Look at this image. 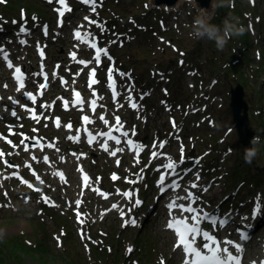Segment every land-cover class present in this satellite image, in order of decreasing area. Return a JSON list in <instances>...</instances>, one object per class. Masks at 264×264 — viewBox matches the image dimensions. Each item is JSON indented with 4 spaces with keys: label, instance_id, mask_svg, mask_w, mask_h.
Returning <instances> with one entry per match:
<instances>
[{
    "label": "snow or ice",
    "instance_id": "obj_1",
    "mask_svg": "<svg viewBox=\"0 0 264 264\" xmlns=\"http://www.w3.org/2000/svg\"><path fill=\"white\" fill-rule=\"evenodd\" d=\"M49 2L51 3L52 0H49ZM83 2L88 3L90 2V0H83ZM93 2V6H94V0H92ZM59 3L61 5H65V0H59ZM67 11H71L70 8L67 9ZM65 15V13L63 11L60 12V16L63 17ZM87 19V18H86ZM60 25L62 26V21L60 22ZM0 31H3L2 28H0ZM103 31V29H102ZM29 31L21 26L19 29V32L16 33L17 37H18V42L21 44H25L26 41L23 39H20L21 36H27L29 35ZM45 35H47V26H45ZM76 35H80L79 33H77ZM9 43H11V41H9ZM113 43H115V41H113ZM93 47H95V45H93ZM101 50H98L97 55L94 57L97 65L100 64L101 62V55L99 54ZM103 55L105 57H107L108 60H113V58L108 54V50L107 49H103ZM41 55H43V53H41ZM0 57H2L4 60L8 61V67L11 68L12 67V63L10 60H8V53L6 52V50L2 47H0ZM73 59H75V57L73 56ZM79 63L81 64H85V61L81 60L79 61ZM91 63V62H89ZM16 73H21V69L19 67H17L15 69ZM117 75L119 76V78L121 80H123L125 77H127L129 80H131V74L130 73H124L119 71V69L115 70ZM113 69L109 68L108 70V74H109V79L112 81V83L110 84V87L113 88V99L115 100L116 96L118 95H123V93L119 92L116 90L115 87V80L113 79ZM92 76L96 75V70L93 69L92 70ZM34 76L36 75H44L43 73V66H41V72L40 73H33ZM55 75V74H53ZM17 81L19 82V88L17 89L18 91H20L21 89H24L25 84L21 81V77L17 76L16 77ZM44 79L45 81H47V76L44 75ZM98 83L97 80L93 79L90 81L89 83V87L92 84H96ZM40 88L42 89H46L48 87L47 83L44 84H40L39 85ZM120 88H126L127 89V95L124 96L125 101L131 102V107L137 111L140 110L141 106L136 103L134 101V97L132 96V92L135 89V83L132 82L131 84L128 85H120ZM77 99L75 101L76 104H80V105H84L85 101L80 99V93H76L75 94ZM93 95H95V93H93ZM148 95V93H143L140 96V99L142 100L144 98V96ZM23 96L26 100H30L33 104L36 103V98L29 92H23ZM12 100L13 103V110L10 112V114L14 117L19 119V117L17 116V112L15 110V107L18 105V101L15 100V98H10ZM100 99H103V97H100ZM41 107H44V105H41ZM50 107V105L48 106ZM91 107L92 110L95 111L96 107H97V103L96 100H92L91 101ZM29 111H31V109H28ZM5 111H8L7 107H5ZM138 118H140L138 116ZM33 119H39L38 117H33ZM100 120L103 121V123L105 125H107L109 122L104 119L103 116L99 117ZM83 121L85 122V124H91L93 123L92 120H90L89 116L84 115L83 116ZM60 121L57 119L56 120V125L57 127H59ZM72 127L71 124L68 125V128L70 129ZM124 125L121 122V118L119 116L115 117V126L114 129H110L107 132H101L99 134L100 137L105 138L104 139V143L101 144V148L103 149V151L108 152V141H114L115 145L119 146L122 143V139L124 138V144L126 146H130L133 145V140L132 139H128L129 137V132L128 131H122ZM175 127V124H174ZM35 131V129H34ZM113 131L120 133L119 136L117 135H113ZM85 132L87 133V143L91 146L93 144V142H99L97 139V136L92 135L91 132L88 131L87 128H85ZM132 135L135 136L136 135V131H135V126H133L132 129ZM28 139H32L34 141V146H39L40 144V140L37 139L36 137H32V138H28L25 137L24 140H21V144L24 145V151L27 152L29 150L28 145L25 143V140ZM68 139H72L74 140V142L76 143H81V139L79 136L76 137H68ZM9 144H11V141H8ZM166 143V142H165ZM53 145L49 144L48 147L51 148ZM155 147V144L153 145ZM165 146L164 143H161L159 145L160 148H163ZM142 147V146H141ZM41 151H43V149H41ZM57 152H59V148L56 149ZM125 151V147H117L114 151H111L110 155L115 157L117 155V152H121L123 153ZM17 153L12 152V153H8V156H12L15 155ZM4 153L0 152V156H3ZM73 155H75L73 153ZM153 157H157V153L153 152L152 153ZM33 160H37V158L35 156L32 157ZM48 156H43V160L44 162L48 161ZM171 159V158H169ZM61 160H63V157H61ZM185 157L183 155V148L181 150V159L179 161L178 164H174V163H168L166 165H164V167H166L167 169H169V173L166 175L162 174L159 181H158V189L161 195H165L167 193V191L169 189H172L173 191L177 190L180 188V183L178 180L176 179H172L170 183L165 184V179L166 178H170V177H176V176H180V178H183V175H187L188 172L192 171V169H183V172L181 174L180 171H178L179 169H181L182 165L185 163ZM5 163H7V161H5ZM119 163V162H117ZM198 163V162H197ZM9 167H12V165H8ZM26 167H31V165L26 164ZM155 171H160V168L157 167L155 169ZM16 173H13V175H15ZM195 178L197 181L200 180L201 176L200 173L197 172L195 174ZM83 179L85 181H88L89 177L88 176H84ZM113 180L117 179V177L115 175H113L112 177ZM42 182V181H41ZM211 185L204 187L203 188V192H207L208 188ZM29 187H31V185H29ZM198 187V185L196 183H191L190 185H188L187 187H185L183 190L187 193L186 196H179L177 195L175 197V199L168 203L166 205V207L169 209V215L171 217V219L168 222V228L174 230L175 234L178 237V241L177 244L174 246L176 249H179L182 247V251L184 254V260H183V264H242V260H243V254L245 251V248L242 244L237 243L236 241L230 240V239H224L223 241L218 240L216 235L213 234L214 231H216V226L217 224L219 225L220 228H224L227 226V224L229 223V219L230 218H217L215 220L212 219V214L205 211V209L202 206L198 205V201H201V197L198 195H195L192 191H190L189 189H196ZM125 196H129V193H124ZM182 201H187L188 203L185 204ZM77 205H79V201L76 202ZM137 205L141 203V201L137 200L136 201ZM113 207H116L115 205H113ZM178 209L180 216H172V212L173 210ZM187 213L189 214L188 216H184L183 214ZM258 215H264V213L261 212V210L259 208L254 209L253 214H252V219H256ZM241 219L243 221H247L249 218L247 216L241 217ZM209 223L212 225V229L211 230H204L202 228L203 223ZM129 223L132 226H136L137 221L135 219H131L129 221ZM252 225L251 224H244L241 228H238L236 231L239 234V238L242 241H248L251 239V235L248 231H246L247 229H251ZM221 244H223L224 246L221 247ZM230 249H235V252L231 251ZM131 251V250H129ZM261 264H264V261L261 262Z\"/></svg>",
    "mask_w": 264,
    "mask_h": 264
},
{
    "label": "clouds",
    "instance_id": "obj_2",
    "mask_svg": "<svg viewBox=\"0 0 264 264\" xmlns=\"http://www.w3.org/2000/svg\"><path fill=\"white\" fill-rule=\"evenodd\" d=\"M190 5H195L198 12L191 24L190 37L196 41L214 42L215 47L223 51L229 40L233 37H241L249 30L235 15L225 16L220 24L213 23L219 9L231 8L234 0H211L210 9H202L198 6L197 0H188ZM251 147L245 148L244 160L251 165L259 156L257 145L260 143L258 137H253L250 141Z\"/></svg>",
    "mask_w": 264,
    "mask_h": 264
},
{
    "label": "rangeland",
    "instance_id": "obj_3",
    "mask_svg": "<svg viewBox=\"0 0 264 264\" xmlns=\"http://www.w3.org/2000/svg\"><path fill=\"white\" fill-rule=\"evenodd\" d=\"M234 4L238 5L237 0H234ZM182 7H184V10L182 12L183 16H185L186 18H193L194 17V10L191 8L192 7L191 5L187 6V3L184 2ZM173 15L174 14L170 15L172 19L175 17ZM173 21H174V19L171 21V23H174ZM182 22L183 21L178 22V23L182 24V25L186 24L185 22L184 23H182ZM185 37H186L187 44L190 46H195V48H197V49L205 47V44L207 43V41H196V40L192 39L190 37V29H188L187 32H185ZM207 53L209 54V58L211 59L210 50L207 49ZM204 61H205V58L201 59L198 63L204 65ZM204 66L206 67L207 64H205ZM228 68H226L225 70H228ZM225 84H226V78L221 77V78H219L218 82L216 83L215 89L220 90L221 86L222 85L224 86ZM0 215H1V217H0V238L1 239H5L6 237L10 236L11 233L13 231H15V229L17 227H19L20 223L26 224V225H24L25 227H28V225H34V220H32V219H27V218L22 217L25 221L28 222V224H27V223H24V220L22 218L15 217L16 215L15 216L10 215L6 212H2V213H0ZM21 229H24V228H21ZM33 254L36 256L35 252ZM65 255L67 257L70 256L69 253H67ZM23 258H24V260H23L24 263L33 264L31 255L23 256ZM58 258H59L60 262L65 259L61 254H58ZM13 264H17V263H13Z\"/></svg>",
    "mask_w": 264,
    "mask_h": 264
},
{
    "label": "water",
    "instance_id": "obj_4",
    "mask_svg": "<svg viewBox=\"0 0 264 264\" xmlns=\"http://www.w3.org/2000/svg\"><path fill=\"white\" fill-rule=\"evenodd\" d=\"M177 0H165L166 3H174L176 2ZM159 3V2H158ZM197 4L201 7V8H207V9H210V3L208 2V0H197ZM240 95H241V92H240ZM239 96V93L236 94L235 97ZM236 105H234V108H233V115L235 117V119L238 121L240 127H242L244 125V121L243 119L239 116V113L241 110L245 111V108H244V105H241L240 107H236Z\"/></svg>",
    "mask_w": 264,
    "mask_h": 264
},
{
    "label": "bare ground",
    "instance_id": "obj_5",
    "mask_svg": "<svg viewBox=\"0 0 264 264\" xmlns=\"http://www.w3.org/2000/svg\"><path fill=\"white\" fill-rule=\"evenodd\" d=\"M218 18H219V16H217V20H218ZM15 21H16V20H14V22H15ZM214 23L217 24L218 21H214ZM3 28H5V27H3ZM3 30H5V29H3ZM181 170H183V169L181 168V169H179L178 171H181ZM227 203H228V201H226V200L220 202V204H223L224 206H226ZM154 204H155V202L152 204L151 207H153ZM157 206H158V204H156L153 208L156 209ZM153 208H152V209H153ZM228 209H229V210H233L232 208H228ZM235 215L237 216V213H236V212H235ZM230 216H232L233 218L235 217L234 215H230ZM218 217H221V216H218ZM144 225H145V223L143 222V223H142V227H140V229H142ZM261 225H262V224H259L258 226L254 227V228H253V231H255V230H257L258 228H260ZM253 231H252V232H253Z\"/></svg>",
    "mask_w": 264,
    "mask_h": 264
},
{
    "label": "trees",
    "instance_id": "obj_6",
    "mask_svg": "<svg viewBox=\"0 0 264 264\" xmlns=\"http://www.w3.org/2000/svg\"><path fill=\"white\" fill-rule=\"evenodd\" d=\"M14 245L16 246V248L20 251V252H26L27 250H26V248L25 247H23V246H21L20 244H19V242H17V240L15 239L14 240Z\"/></svg>",
    "mask_w": 264,
    "mask_h": 264
}]
</instances>
